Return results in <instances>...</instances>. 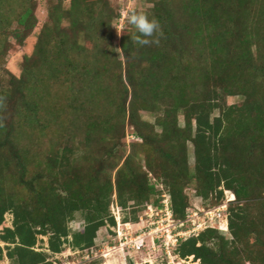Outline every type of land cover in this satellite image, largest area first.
<instances>
[{
    "label": "trees",
    "instance_id": "trees-1",
    "mask_svg": "<svg viewBox=\"0 0 264 264\" xmlns=\"http://www.w3.org/2000/svg\"><path fill=\"white\" fill-rule=\"evenodd\" d=\"M146 1L159 45L135 42L131 26L119 52L114 24L127 3L46 0L18 77L7 57L39 28L40 2L0 0V228L14 217L0 261L53 264L67 249L96 248L100 230L116 226L115 203L137 223L167 193L186 221L193 189L211 207L235 195L230 237L203 230L174 260L264 264V0ZM78 215L84 229L72 232ZM40 238L48 251H37Z\"/></svg>",
    "mask_w": 264,
    "mask_h": 264
},
{
    "label": "built area",
    "instance_id": "built-area-1",
    "mask_svg": "<svg viewBox=\"0 0 264 264\" xmlns=\"http://www.w3.org/2000/svg\"><path fill=\"white\" fill-rule=\"evenodd\" d=\"M120 1L122 4L127 3L122 12L121 22H124L129 4L134 0ZM162 198L161 205L159 207L149 205L137 223L125 222L124 211L115 203L112 206V214L116 220V226L111 229L112 235L108 241L98 244L90 251H75L76 254L81 255L83 263L86 264H151L148 258H142L141 262L134 258V256L141 258L149 251L154 253L159 251L170 261H174L173 251L181 241L198 236L203 230L209 228L222 230V232L229 231V205L236 201L233 193L219 208L203 211V221H200L202 219L198 212L192 214L188 212L186 221H176L170 195L165 193ZM217 224L220 226H216ZM223 226H225L224 229L221 228Z\"/></svg>",
    "mask_w": 264,
    "mask_h": 264
},
{
    "label": "rangeland",
    "instance_id": "rangeland-1",
    "mask_svg": "<svg viewBox=\"0 0 264 264\" xmlns=\"http://www.w3.org/2000/svg\"><path fill=\"white\" fill-rule=\"evenodd\" d=\"M115 3L116 0H111ZM120 1V0H118ZM40 5L37 11V16L39 18V28L36 30V32L34 33V35L32 37H30L28 39V41L26 42L25 46L23 48L18 49L15 53H12L11 55H9L7 57V63H6V68L8 70H10L12 73H14L16 76L20 77L22 74V62L24 60V58L26 56H30L33 54L34 48H35V44L37 42V37L39 35V33L41 32L43 25L46 23L47 21V17H48V7L46 4V0H39ZM121 2V1H120ZM122 3V2H121ZM150 7V5L147 3L146 0H134L131 4H129V10L128 12H126V19L124 20V22H116L114 24V38H113V43L116 46V48L118 49V51L120 52V44H121V40L123 38L124 35H126L128 32H130L131 26L128 24V15L129 13L132 12H144L145 10H147ZM122 9V7H121ZM123 11V9H122ZM5 77V79L7 80L8 77L7 76H3ZM2 77V78H3ZM241 102L240 98H230L228 100L229 105H236L239 104ZM143 119L150 122V123H154L155 119L154 117H152L151 115L144 113L143 114ZM134 128L133 126H131L129 124V122L127 123V127H126V147L128 152L131 151V146L134 142L138 141L134 134ZM195 163V158H194V152H193V148L191 146L190 148V164L193 166ZM160 191H163V187L159 186ZM191 204H190V208L188 210V212L190 214L198 212L200 214V217L203 221L204 219V215L202 214L203 211H208V210H212L215 208H219L220 206H222L224 203H222L219 206H215V207H211V202H206L204 200H202L201 198H198L195 194V191L193 189H189L187 191ZM230 192H225L226 195V199L231 197ZM13 222H14V217L11 214H8L6 216V221L4 223V225L0 228V236L3 234L4 229L6 228H13ZM216 226H220V225H216ZM226 226V225H225ZM221 227L224 229V227ZM70 228L72 230V232H81L84 229V222L82 219L81 215L77 216V219L70 224ZM112 227H105L103 229L100 230V232L98 233V238H97V245L98 244H102L108 241V238H110V235H112V231H111ZM222 232V230H221ZM225 236L230 237L229 231L228 232H222ZM42 239L43 242H39L38 246H37V251H48V238H40ZM0 246L1 247H5L6 245L0 240ZM64 254V255H63ZM62 255H55V256H51L50 261H53V264H86L83 263V259L81 255L76 254L75 251L67 249ZM134 258L136 260H138V262H141L142 258H148L149 261H151V264H167V259L166 256L163 253L158 252H153V251H149L146 252L144 255L141 256V258L135 257ZM0 264H12V262L5 257L4 260L0 261ZM170 264H199V262L195 263L193 258H190L189 260H174V261H170Z\"/></svg>",
    "mask_w": 264,
    "mask_h": 264
},
{
    "label": "clouds",
    "instance_id": "clouds-1",
    "mask_svg": "<svg viewBox=\"0 0 264 264\" xmlns=\"http://www.w3.org/2000/svg\"><path fill=\"white\" fill-rule=\"evenodd\" d=\"M128 15V24L139 34L135 42L142 45H159L163 30L160 22L145 12H132Z\"/></svg>",
    "mask_w": 264,
    "mask_h": 264
}]
</instances>
